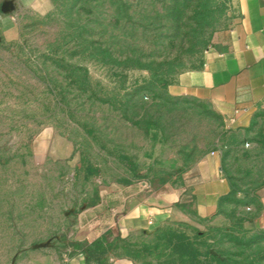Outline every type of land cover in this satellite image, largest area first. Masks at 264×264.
Here are the masks:
<instances>
[{
  "label": "rangeland",
  "instance_id": "374dc122",
  "mask_svg": "<svg viewBox=\"0 0 264 264\" xmlns=\"http://www.w3.org/2000/svg\"><path fill=\"white\" fill-rule=\"evenodd\" d=\"M46 3L43 10L0 0V17L16 25L9 40L0 21V264H218L214 254L223 264H264L262 233H244L242 223L112 232L89 260L72 245L83 242L77 233L87 224L102 220L97 239L114 231L118 200L139 190H180L186 169L212 152L234 185L264 183V145L246 144L263 135L246 134L244 149H232L208 104L155 108L144 94L129 112L149 109L165 125L164 140L158 128L134 125L120 108L124 93L147 83L149 72L104 64L91 49H106L118 62H174L180 66L172 84L201 67L214 34L231 25L227 2Z\"/></svg>",
  "mask_w": 264,
  "mask_h": 264
},
{
  "label": "crops",
  "instance_id": "0c3cea01",
  "mask_svg": "<svg viewBox=\"0 0 264 264\" xmlns=\"http://www.w3.org/2000/svg\"><path fill=\"white\" fill-rule=\"evenodd\" d=\"M225 1L234 17L231 25L214 34L202 66L178 74L167 93L208 104L224 122L230 147L244 149V135L264 136V0ZM18 5L45 10L47 3L18 0ZM0 21L11 40L14 20ZM251 143L264 145V138L246 142ZM180 166L177 160L175 168ZM183 175L180 190H139L118 200L113 207L114 230L125 236L178 226L225 229L242 223L244 233H264V183L249 189L234 185L223 173L219 152L199 157ZM97 222L96 227H82L78 240H96L102 220Z\"/></svg>",
  "mask_w": 264,
  "mask_h": 264
},
{
  "label": "trees",
  "instance_id": "16d2710c",
  "mask_svg": "<svg viewBox=\"0 0 264 264\" xmlns=\"http://www.w3.org/2000/svg\"><path fill=\"white\" fill-rule=\"evenodd\" d=\"M201 45V43H198ZM96 52V55L99 59L102 60L104 64H115L121 69H137V70H146L150 74V80L142 85H137L133 87L130 91L124 93L121 97V109L123 116L133 122L134 125L139 127H143L144 130H148L150 127H156L160 130L164 140L168 139V135L166 134V128L163 123L160 122V118L155 117L150 113L149 109L145 110L142 114L139 112L137 105L141 102V99L144 94L152 95L153 103L150 107L157 108L167 107V108H179L184 106H190V104L200 103L195 99H191L188 97H174L167 93V87L171 84L172 75L179 68L180 65L174 64V62H168L166 64H158L156 67H153V63H142L139 59H126L122 62L115 61L111 58L110 52L106 49H100V47H91V49ZM160 69V72H159ZM157 91V92H156ZM156 92V93H155ZM103 103L113 104L111 99L105 98L101 100ZM160 102V103H157ZM162 103V105H160ZM130 105L136 107L133 113H130ZM132 106V107H133ZM170 112V110H169ZM218 116V115H217ZM219 117V116H218ZM111 230H107L100 238L92 241V242H75L72 245L76 249H80L81 252L86 256V259L89 260L97 251H100L102 246L101 244L106 241V235L112 234ZM170 232V231H168ZM117 233V232H116ZM264 237V233H262ZM170 238H174L175 235L173 233H169ZM116 238H119L118 236ZM169 238V240H170ZM181 242L186 240L184 235H179L177 237ZM192 257L195 254H190ZM213 255V254H212ZM211 257V256H210ZM218 264H223L224 262L219 259V257L214 254L212 257Z\"/></svg>",
  "mask_w": 264,
  "mask_h": 264
},
{
  "label": "water",
  "instance_id": "95a60500",
  "mask_svg": "<svg viewBox=\"0 0 264 264\" xmlns=\"http://www.w3.org/2000/svg\"><path fill=\"white\" fill-rule=\"evenodd\" d=\"M210 253H211V254H214V252H213L212 250L210 251Z\"/></svg>",
  "mask_w": 264,
  "mask_h": 264
},
{
  "label": "built area",
  "instance_id": "2783aa9c",
  "mask_svg": "<svg viewBox=\"0 0 264 264\" xmlns=\"http://www.w3.org/2000/svg\"><path fill=\"white\" fill-rule=\"evenodd\" d=\"M214 153L212 152L211 155H213Z\"/></svg>",
  "mask_w": 264,
  "mask_h": 264
}]
</instances>
